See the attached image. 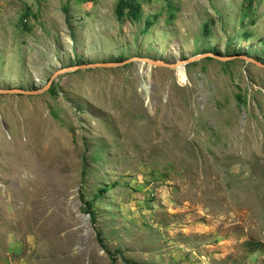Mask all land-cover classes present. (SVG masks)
<instances>
[{"label": "rangeland", "instance_id": "1", "mask_svg": "<svg viewBox=\"0 0 264 264\" xmlns=\"http://www.w3.org/2000/svg\"><path fill=\"white\" fill-rule=\"evenodd\" d=\"M119 1L0 0V264H264V0Z\"/></svg>", "mask_w": 264, "mask_h": 264}, {"label": "trees", "instance_id": "2", "mask_svg": "<svg viewBox=\"0 0 264 264\" xmlns=\"http://www.w3.org/2000/svg\"><path fill=\"white\" fill-rule=\"evenodd\" d=\"M140 9H141V5L139 3H136L134 0H120L117 5L116 12L119 18L124 16L127 12L128 14H131L133 18L138 19ZM81 199L86 206L85 212L91 216V221L95 225L97 223V220L92 210V204L86 202L83 195L81 196ZM100 242H103L101 238H100Z\"/></svg>", "mask_w": 264, "mask_h": 264}, {"label": "water", "instance_id": "3", "mask_svg": "<svg viewBox=\"0 0 264 264\" xmlns=\"http://www.w3.org/2000/svg\"><path fill=\"white\" fill-rule=\"evenodd\" d=\"M211 55H203V56H200V57H198V58H194V59H192V60H190L189 62H194V61H196L197 59H201V58H206V57H210ZM222 60H224V61H229L230 60V58H223ZM142 61H144L145 63H148V64H151V65H154V66H162V65H165L164 63H156V62H154V61H152V60H150V59H144V60H142ZM179 64H173V65H170L169 67H171V68H177V66H178ZM113 66V64H93V65H88V66H86V67H112ZM77 68H79V67H74V68H70V69H65V70H61V71H59L56 75H54V77L52 78V81L56 78V76H58L59 74H61V73H66V72H69V71H75ZM83 68H85V67H83ZM49 88V85L45 88V89H43V90H41V91H39V92H36V93H33V92H27V91H10V92H8V93H16V94H24V95H34V94H38V93H42L44 90H47ZM3 93H5V91H1L0 90V94H3Z\"/></svg>", "mask_w": 264, "mask_h": 264}, {"label": "bare ground", "instance_id": "4", "mask_svg": "<svg viewBox=\"0 0 264 264\" xmlns=\"http://www.w3.org/2000/svg\"><path fill=\"white\" fill-rule=\"evenodd\" d=\"M180 65H182V64L179 63V65H178L177 67H179ZM32 170H33V169H32ZM37 170H38V169H37ZM1 178H2V177H1ZM6 191H7V190H6Z\"/></svg>", "mask_w": 264, "mask_h": 264}]
</instances>
